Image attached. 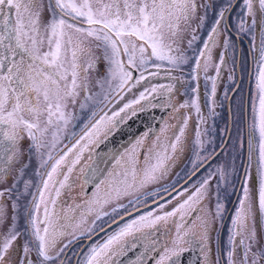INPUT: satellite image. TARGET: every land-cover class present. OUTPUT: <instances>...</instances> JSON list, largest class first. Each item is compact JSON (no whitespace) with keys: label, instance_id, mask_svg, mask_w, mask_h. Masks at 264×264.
Wrapping results in <instances>:
<instances>
[{"label":"snow or ice","instance_id":"6c2138e0","mask_svg":"<svg viewBox=\"0 0 264 264\" xmlns=\"http://www.w3.org/2000/svg\"><path fill=\"white\" fill-rule=\"evenodd\" d=\"M242 5V12L237 16L236 31L239 34H250L253 48L260 53L256 84L258 95L253 103V113L258 120L253 123V131H258L259 137L258 167L254 189L250 183L252 177L246 171L242 196L231 216L227 264H237L234 258L237 248L241 251L239 264H262L264 243L261 241H264V234L258 230L257 220L264 225V0H242ZM47 6L49 18L44 19L42 0H0V15L4 17L3 30L0 31V48L13 56L6 72L0 71V124L8 126L3 130V136L8 143L0 142V179L8 178L11 164L19 158L18 146L25 132L31 141L27 149L29 156L33 151L43 155V138L50 129L53 131L48 146L50 149L56 148L59 134L73 119V113L67 110L68 103L71 101L75 105L81 90L85 92L79 105L81 110L90 102L93 107H104L99 109V113L92 112L88 123L82 129V135L71 146H65L67 151H62L58 157H53L51 150L47 153L48 160L53 161L49 166L50 171L44 174L46 179L42 178L36 185L37 192L28 193L32 195V200L27 202V206L22 207L18 203L20 196L13 200L11 223L7 231L0 234V264H33L28 258V254L33 250L44 261L51 260L49 249L55 247L58 237L66 235L67 228H73V239L79 238L76 229L80 224L73 225L71 221L75 215L87 216L90 212L72 214L70 208L61 215L55 211L56 199L45 198L50 185L57 197L60 196V189L65 187L69 177L60 171L61 167L65 166L67 173H71L80 163L83 153L91 152L90 144L98 146L121 124L136 117L138 113L156 107H171L174 113L177 112L174 99L175 94L181 90L177 85L183 82L180 76L174 77L171 73L182 72L183 66L189 64V61L194 65L190 76L192 73L198 76L201 71L205 73L206 103L210 113L214 115L212 105L215 101L212 97L216 93L219 75L227 64L224 52H235L229 35L230 26L226 23L227 14L236 6L233 0H220L212 26L204 38L198 36L197 32L204 27L208 10L213 7L210 0H205L203 4L198 3V0H48ZM201 8L204 12L197 17ZM5 10L15 11L14 24L10 25ZM258 14L260 31L256 33ZM248 17L251 18L250 23ZM197 18L199 23L192 28L191 38L187 40V48L192 52L189 56L179 48L176 40L177 37L184 38L180 35L181 22L191 27V22ZM221 26L225 31L222 44L219 41ZM197 41L200 43L197 44ZM45 43L47 50L42 51ZM93 43L101 50L100 55L93 51ZM216 47H221L222 51L219 63L215 64L216 75L210 77L207 72L213 66L212 50ZM18 49L27 56V60L24 55L20 57L19 62L15 60ZM7 59V56L0 58V70L4 69V61ZM161 70L167 73L170 83L151 82L160 76ZM134 72L139 75H134ZM90 73L97 75L96 82L101 90L91 95L88 94ZM192 78L196 79V76ZM229 79H232L231 75ZM209 80L210 90L207 89ZM134 88H142L134 99L128 100L119 109L109 107L114 101L123 99L124 94L130 93ZM196 92V87L184 88L186 95ZM157 100H163V103H154ZM189 107L195 109L198 124L193 140V154L189 157L192 167L185 171V186L191 184L195 190L182 195L171 211H165L161 205L163 214L148 212L123 224L108 235L103 243L93 245L81 264H115V257L126 254L129 248L138 247H143L144 252L135 264H141L144 254L152 251L163 253L159 256L157 264H179V257L196 241L201 245L205 256L204 264H211L207 259L211 225L213 219L222 221L227 211L221 202V185H224L223 191L227 195L235 169L229 164H217L213 168L212 165L219 154L215 149L208 150L201 139L200 125L206 121L196 98L185 100L179 105V108ZM26 116L31 119H26ZM187 128L188 117H185L182 123L167 124L161 128L155 142L148 146V155L141 167H137L136 148L144 147L148 133L138 138L133 147L125 152L127 160L122 157L116 161V167H123V172H113L111 175L122 176V179L111 189L105 187L109 195L104 203H110L113 199L119 200L123 196H133L134 193L139 195H134L129 204L141 203V196L149 193H142L140 190L166 176L185 151ZM248 146L251 156V137ZM70 153L73 158L67 160ZM88 159L91 161L92 156L89 155ZM47 162L42 160V165ZM27 167L28 164H24L20 169L21 177ZM86 169H91L93 173L100 170L92 164H85L79 171L83 173ZM201 170H204L205 174L197 179ZM57 175H62L63 180L57 181ZM213 178L216 185L214 216L209 213L206 217L205 205L209 203L213 191ZM17 183L14 182L12 188L0 191V228L4 227L8 219L3 198L5 193H12ZM107 183V179L101 181L103 185ZM30 186L28 181H24L25 192ZM172 189L175 191V185H172ZM253 190L257 193L255 199L252 196ZM164 191L168 192V188ZM86 204L90 209L93 207L91 201ZM49 205H52L51 210ZM122 207L124 205L117 204L112 208V212L118 213ZM107 215L109 213L98 211L96 220ZM170 223L174 226L175 238H170L163 247L157 249L158 241L154 237L161 226L167 227ZM93 226H89L79 235L84 236L92 232ZM20 239L24 243L16 244ZM169 243L172 245L171 249L167 246ZM14 248L20 252L18 260L12 259ZM63 251L64 248H61L60 252ZM216 264H220L219 258Z\"/></svg>","mask_w":264,"mask_h":264},{"label":"rangeland","instance_id":"374dc122","mask_svg":"<svg viewBox=\"0 0 264 264\" xmlns=\"http://www.w3.org/2000/svg\"><path fill=\"white\" fill-rule=\"evenodd\" d=\"M237 0H233V3L235 4ZM205 0H198V3L203 4ZM48 0H42V15L44 19L49 18V10L47 6ZM210 3L213 5L208 10L207 13V21L203 27L204 31H208L209 28L212 26L213 19L215 16V12L218 10V5L220 4V0H210ZM239 7L236 9V15L239 12ZM204 10L201 8L200 12L197 13V17L199 15H202ZM232 13V12H231ZM227 14L228 16L231 14ZM16 18V15H15ZM236 18V16L230 17L231 23ZM15 23V21H14ZM199 23L198 18L193 19L191 22V27H188L185 25V23L182 21L180 24V35L184 37L183 39H180L177 37L176 43L179 46V48L182 51H186L187 47V40L191 38V31L192 28H195L196 25ZM228 23V21H226ZM229 25V24H228ZM85 27L87 25H84ZM202 34V28L198 30L197 35ZM207 34V33H206ZM229 35L230 32H229ZM232 41L234 44L235 52L233 53L232 50H229L227 52H224L228 54L229 56L233 57L234 60L238 57V48L236 44V40L234 37H232ZM225 39V31L222 26L221 32L219 35V41L223 42ZM198 42V41H197ZM47 50V45L45 43L44 47L42 48V51ZM243 56L242 59V70L239 74V79L236 80V75L232 74V69L229 67L226 71V75L223 78V87L221 90L218 92V96L213 98L215 101L212 110L217 113V111H221L219 114V117L217 119H210V117H207V114H205V123L200 125V131L202 133L201 139L205 142V147L208 150L215 149L216 153H220L216 161L213 163V168L217 164H229L232 165V167L235 169V172L233 176L231 177L232 180V185L228 187L227 192L228 194L226 195L223 191L224 185H221L220 189V195H221V202L225 205L227 211L224 213V218L223 220L219 219H213L212 225H211V231H210V246H209V254L207 259L211 262V264H216L217 259L219 258L220 264H227V251H228V246H229V231L226 229V224L227 220L229 217V220H231V216L235 212V203H238L239 198L242 196V185L244 184L245 180V175L246 171L250 173L252 179H251V185L253 186V189L255 188V185L257 183L256 177H257V167H258V131H253V123L254 120H257V118L254 116L253 113V103L256 100V97L258 95L257 93V74H258V62L260 60V54L258 55V59L254 57V54L250 55L254 60H257L256 65H255V76L250 72V77H249V82L247 83V70L248 65H247V60L248 55L245 50V46L242 45L241 48H239V54L241 53ZM93 51L97 54H101V50L96 48L94 43H93ZM150 51V50H149ZM189 51V50H188ZM222 51L221 47H216L212 50V53H217L220 55ZM191 52V51H190ZM257 52L255 53V55ZM192 55V52L190 53V56ZM246 62V69H244ZM190 68L194 67V65L189 61ZM215 62L213 64L215 68ZM188 64L183 66V71L188 68ZM212 66V67H213ZM211 67V68H212ZM182 72H172V76H179L178 74H181ZM208 73H210V68L208 70ZM167 73L163 71L161 74L162 76L166 75ZM195 75V73H193ZM231 75L232 79H229V76ZM252 75V78H251ZM182 80V79H181ZM192 80V78H191ZM190 80V81H191ZM97 75L95 73H90L89 79H88V94H94L100 92V87L97 84ZM188 81L187 84L184 83L182 80L181 85H177L181 90L179 93L175 94V102L176 106L178 108V111H182V108H179V105L181 103V100H190L192 98H196L199 106H200V112H201V106H202V98L199 96L198 93L196 94H191V95H186L184 94V88L191 86L195 87V84L193 81ZM107 87V86H105ZM248 87V88H247ZM142 89L134 88L132 91L126 92L123 96V99H120L118 101H114L112 105H110V108L114 109H119L120 107L123 106L124 103H126L128 100L134 99L139 91ZM246 92H248V98L246 99ZM85 96L84 91H80V95L77 98L76 104L73 105L71 101H69L67 110L71 111L73 113V119L71 123L68 125L66 129H64L59 135L60 139L59 142L56 145L55 149H50L49 144L52 139V129L49 130V132L44 136L43 142L45 144V147L41 149V154L36 153L33 151L31 153V156H29V153L27 152L28 146L31 144V141L29 140L28 143L24 145L23 148L20 149V152L18 153L19 158L18 160H15V165L13 168V172L11 175V180L7 181H0V191H3L4 189H9L12 188L14 182L17 183V187L13 189L11 194L5 193V196L3 198V202L5 205V208L7 210L8 214V219L7 222L5 223L3 228H0V234H3L4 232L7 231L8 225L11 223V216L13 215V210H12V202L13 200L17 197L20 196V199L18 203L24 207L27 206V202L32 200V195H29L28 193L35 194L37 192L36 185H38L41 181L42 178L46 179V176L44 174L47 171H50V165L53 163V161L48 160L47 153L51 150L53 157H58L59 154L62 153V151H67V148L65 147L66 145L71 146V144H74L76 139L80 137L82 134V129L84 128V125L88 123L89 117H91V114L93 111H96L99 113V109L101 107H104V105H98L96 107H93L92 103L90 102L89 105L84 108L83 110L80 109L79 105L83 101V98ZM229 102V104H228ZM156 103V102H155ZM184 103V102H182ZM246 107V113H247V120L245 121V106ZM186 112L184 114V117L179 123H182L183 119L185 117H188V128H187V146L185 151L178 157L176 163L170 168L168 171L167 175L164 176L161 180L158 182L152 183L141 189L140 191L142 193H149V195L146 196H141V198H144L143 200L141 199V203L136 204H129V200L133 199L134 195H139V193H134L133 196H123L119 200H111L110 203L105 204L104 201L105 199L108 198L109 193L105 191V188H102L104 192L102 193V197L99 196V191L96 192L97 189H95L94 195L90 198L91 195L85 196L84 195V190H85V184L82 181L83 173L79 171L81 167H83L85 164H89L90 160L89 155L94 157L95 149L98 146L89 145V149L92 150V152L85 151L83 153L82 159L79 164H77L71 173H67L66 167L62 166L61 167V172L64 174L68 175L69 179L67 183L65 184V187L60 189V196L57 197L55 190L52 189L50 185V190L45 193V198H51V195H55L54 198L56 199V205H55V211L59 214H63V212H68V210L71 208L72 209V214L75 213H89L87 216H81V215H75V218L71 221L73 225L80 224V227L76 229L77 236L79 238L73 239L71 233L73 232V228H67L65 229L66 235L63 237H58L57 242L55 244V247H52L49 249V256L52 257L51 260L44 261L42 258L38 257L36 254V251L33 250L28 254V258L33 261V264H75L76 261H78L77 264H81V262L84 260L85 254L88 252L87 247L88 243L87 240L90 235H92L96 230L102 227L98 223V220H95L96 216L93 218L91 217L94 209L98 206V204H101L99 207L100 209L98 211H104V212H109L111 215L112 208L116 207L117 204H122L124 207L119 208L118 213H114V218H118L119 216L124 215L127 211L135 209L139 205H144L150 203L149 201L155 200L159 201L163 198L169 197V193L171 195L178 189H181L185 187L184 189L180 190L181 192L175 194L173 197L174 198V206L178 200L181 199L182 195L187 194V191L191 192L194 191L195 189L191 187V184L185 186V180L187 177L185 176V171L190 169L192 165L189 163V157L192 156L193 154V140L195 139V134L197 130V124H198V116L197 113L191 115L192 113L196 112L194 108H186ZM203 115V113L201 112ZM29 120L31 119L30 116ZM98 118V117H97ZM43 119V118H42ZM170 117H168L163 125L160 127L163 128L167 124H171L172 121H169ZM258 122V120H257ZM248 125V131L250 130V135L252 139V144H253V150H254V155L251 153V156L245 152L246 148L249 149V135L246 130V126ZM231 126V132L228 133L229 127ZM160 128V129H161ZM160 132V130H159ZM158 132V133H159ZM155 137L156 135L150 139L145 146H149L155 142ZM83 143V141H82ZM162 143H167V141H162ZM225 149L222 151L221 149L224 147ZM75 151V150H74ZM253 152V151H252ZM201 154L203 155V151H201ZM148 155V152L146 153V157ZM249 155V156H248ZM254 156L256 157L254 163ZM146 157L144 156L143 160H139V153L137 154V167H141L145 164V159ZM73 158L72 153L69 154V156L66 158L67 160H71ZM42 160H47V164L42 165ZM125 161L127 159H124ZM24 164H28V167L24 169L23 176L21 177L19 175V171L22 168ZM123 167L117 168L118 170ZM39 173V174H38ZM205 172L204 170H201L200 173L197 175V179L199 176L204 175ZM110 178V177H109ZM130 178V177H129ZM56 180H63L62 175H57L55 177ZM119 179V178H117ZM117 179H114L116 181ZM122 179V176L119 180ZM111 180L108 181V185L104 187H108L111 189V185H109V182L111 184ZM24 181H28L30 183V188L25 192L24 188ZM113 181V180H112ZM117 183V182H116ZM172 185H175V191L172 189ZM168 188V192H165L164 189ZM212 194L210 195L209 203L205 205V216L207 217L209 213L213 214L214 216V206L216 202V196H215V178H213V183H212ZM21 193H24V195H20ZM75 194L77 197H75ZM257 193L255 190L252 192V196L255 199ZM177 196V197H176ZM88 201H93V207L90 209L89 206H87L86 202ZM171 205V204H170ZM164 210L167 208V203L163 204ZM50 210L52 209V205H49ZM127 209V211H125ZM149 212H157L161 211V207H154L148 210ZM148 211L141 213L140 215H144L148 213ZM162 211L160 212V214ZM41 219L43 217V205L41 206ZM138 215V216H140ZM23 216V212L21 211V217ZM137 216V217H138ZM95 220V225L93 226V221ZM21 223H23V220L21 219ZM43 227V225H41ZM89 226H93V231L88 233L87 235L80 236L79 233L83 232L85 229H87ZM231 226V223L230 225ZM172 227V226H171ZM164 226H161V229H163ZM257 228L259 231H261L262 234H264V225L261 223L258 224L257 220ZM166 236V235H165ZM92 238V237H91ZM175 238V230L173 229V239ZM83 239V240H79ZM80 242H84V244L81 245L79 244ZM24 241L22 239L17 240L16 244H22ZM75 243V244H74ZM194 243H199L198 241ZM193 243V244H194ZM261 243H264V241H261ZM191 245V247L193 246ZM67 245V247H64ZM169 249L172 248L171 244L167 245ZM190 247V248H191ZM64 248L63 252H60V249ZM81 250L85 248V252L83 255L79 258H77V253L79 254V249ZM161 253L160 255H162ZM20 257V252L16 248L13 249V255L12 259L13 260H18ZM235 260L237 261V264H239L240 258H241V251L239 248L236 249V254H235ZM159 259V258H158ZM157 259V261H158ZM205 261V259H204ZM204 261L202 264H204ZM157 264V263H156ZM179 264L180 263V257H179ZM264 264V262H262Z\"/></svg>","mask_w":264,"mask_h":264},{"label":"flooded vegetation","instance_id":"af4514ba","mask_svg":"<svg viewBox=\"0 0 264 264\" xmlns=\"http://www.w3.org/2000/svg\"><path fill=\"white\" fill-rule=\"evenodd\" d=\"M235 8L233 9V11H232V13L228 16V19H227V21H228V23L227 24H229V26H230V28H229V32H230V34H231V36L232 37H234L235 38V40H236V44H237V48H238V57L236 58V60H234V58L233 57H231V56H229L228 54H226V53H224V55H225V57H226V59H227V64L223 67V69H222V71H221V73H220V75H219V79H218V81H217V89H216V93H215V96L214 97H212V100H213V98H215L216 96H218V92L221 90V88L223 87V78H224V76L226 75V71H227V69L229 68V67H231V69H232V74L233 75H236L235 77H236V80H238L239 79V74H240V72H241V70H242V61H243V59H242V57L241 56H243V54H242V50H241V53L239 54V48H241L242 47V45H244L245 46V50H246V53H247V55H248V58H246V60H247V65H248V69H246V62H245V66H244V69H246L247 70V83L249 82V77H250V72H251V74L253 73V71H254V68H255V63H254V58H252V54H255L256 52H257V54H260L259 53V51H257V50H255L254 48H253V44H252V37H251V35L250 34H239V33H237V31H236V28H235V25L238 23V21H237V16L239 15V14H241V12H242V8H243V5H242V0H237L236 2H235ZM240 8L239 9V12H238V14L236 15V9L237 8ZM5 13L7 14V16H8V19H9V23H10V25L11 24H14V21H15V11L14 10H12V11H8V10H5ZM232 16H236V18H234V20L232 21V23H231V20H230V17H232ZM3 15H0V31H2L3 30V28H2V21H3ZM248 19V22L250 23V21H251V18L250 17H248L247 18ZM259 20H260V16H259V14L257 15V25H256V33H259V31H260V23H259ZM221 28H222V26H221ZM208 31H204V29L202 28V34H199L198 36H200L201 38H204V37H206V33H207ZM200 43V41H198L197 42V44H199ZM186 51H185V53L187 54V55H189L190 56V51H188V48L186 47ZM22 55H24V58H25V60H27V56L24 54V53H22V51L21 50H17V52H16V56H15V60L17 61V62H19V60H20V57L22 56ZM212 55H213V58H214V62L215 63H219V57H220V55L219 54H217V53H212ZM250 55H252V56H250ZM4 56H7L8 57V59L7 60H5L4 61V64H5V67H4V69L3 70H0V71H4V72H6V70H7V67L9 66V64L12 62V59H13V56H12V54L10 53V52H7L5 49H2V48H0V58H3ZM254 57H255V55H254ZM234 61H235V63H234ZM190 64V63H189ZM187 65L188 66V68L186 69V70H184V72H182L181 74H178L180 77H181V79L184 81V83L185 84H187L188 83V81H190L191 80V78H192V76H196V79H193L192 78V80L191 81H193L194 82V84H195V87L197 88V92L196 93H198L199 94V96H201V98H202V106H201V112L203 113V116L205 117V114H207V117H210V119H217L218 117H219V114L218 113H221V111H217V113L216 112H214L215 114L214 115H212L211 113H210V108H209V105L206 103V81H205V73L203 72V71H201L199 74H198V76H197V74L195 73V75H193V73H192V76H190L189 75V73L192 71V68H190V65ZM214 64V63H213ZM163 71L164 70H161V74L163 73ZM160 74V76L159 77H157V78H154V79H152L151 80V82L152 83H158V84H167V83H170L171 81L168 79V77H167V74L166 75H164V76H162ZM134 75H139V73H137V72H134ZM207 75L208 76H215L216 75V71H215V68H214V66L212 67V68H210V73H208L207 72ZM253 75V74H252ZM252 75H251V78H252ZM190 81V82H191ZM210 88H211V81L209 80L208 82H207V89L208 90H210ZM248 88V87H247ZM142 89V88H141ZM195 93V94H196ZM245 98L247 99L248 98V92H246V96H245ZM182 102H184L183 101V99L181 100V103L180 104H182ZM154 103H155V101H154ZM161 103H163V100H161L160 102H158L157 104H161ZM174 103L176 104V102H175V99H174ZM228 104H229V102H228ZM246 107H247V105L245 106V117H246V119H245V121L247 120V113H246ZM170 108V111H169V113H168V115L166 116V118H165V120L168 118V117H170V119H169V121H172L171 122V124H178L181 120H182V118L184 117V114H185V112L187 111L186 110V108H182V111L180 112V111H177V112H173V109L171 108V107H169ZM212 108H213V105H212ZM196 112H194V113H192L191 115H193V114H195ZM26 119H29V117H25ZM165 120L163 121V123L165 122ZM163 123L161 124V125H163ZM8 128V126L7 125H4V124H0V142H3L4 144H7L8 142L5 140V138H4V136H3V130H6ZM161 128V127H160ZM248 125L246 126V130H247V133H248ZM160 130V129H159ZM159 132V131H158ZM231 132V126L229 127V130H228V133H230ZM144 133H149L148 131H146V132H143L142 133V135L140 136V137H142L143 136V134ZM158 134V133H157ZM82 135V134H81ZM139 137V138H140ZM148 138V137H147ZM30 139L28 138V136H27V133L25 132L24 133V135H23V140H22V142L20 143V145L18 146L19 147V152H20V149L21 148H23L24 147V145L26 144V143H28V141H29ZM149 140L148 139H146V141H145V145L146 144H148L147 142H148ZM135 144V143H134ZM133 144V145H134ZM133 145L130 147V148H128L127 150H129V149H131L132 147H133ZM144 145V147H138V148H136V155L139 153V160L140 161H142L143 160V158H144V156L146 157V153H147V149H148V146H145ZM69 146V145H68ZM225 147L226 146H224L221 150L223 151L224 149H225ZM97 149V148H96ZM95 149V150H96ZM254 149V148H253ZM126 150V151H127ZM125 151V152H126ZM253 152H251L252 154H254V150H252ZM91 152H92V150H91ZM125 152L121 155V157L118 159V160H121V158L122 157H124V159H127V157H125L124 156V154H125ZM245 152L246 153H248L249 154V149L248 148H246V150H245ZM220 153H222V152H220ZM220 153H219V155H220ZM218 155V156H219ZM18 160V159H17ZM14 165H15V160L13 161V163L11 164V170H10V172L8 173V178L7 179H0V181L1 182H3V181H7V180H11V175H12V172H13V168H14ZM113 172H116V173H122L123 172V168H121V169H117V167H116V163L110 168V170H109V172L107 173V175H106V177H105V179L104 180H106L107 179V181H110V179H112L111 180V184H110V182H109V185H111V187L116 183V182H118L119 181V179L121 178V176H118V175H111ZM110 177V178H109ZM117 178H119V179H117ZM114 179H117L116 181H114ZM103 180V181H104ZM57 181H60V180H57ZM100 187H95L94 189H93V191L90 193V194H88L87 196H89V195H91L90 196V198L94 195V191H95V189H97L96 190V192L97 191H99V196L100 197H102L101 195H102V193L104 192V190L102 189V188H105L104 186H107L108 185V183H107V185H103V184H101V182H100ZM58 186V185H57ZM185 187H183V188H181V189H178V190H176L172 195H170L169 197H166V198H163V199H161V200H159V201H155V200H152V201H149L150 203H148V204H144V205H139V206H137L135 209H132V210H129V211H127L124 215H122V216H119L118 218H114V219H111V218H113L114 217V212L110 215H107V216H103L102 217V219H100V220H98V223L100 224V225H102V227L101 228H99L98 230H96L92 235H90L89 237H88V239L89 240H87V243H88V247H87V249L89 250L93 245H96V244H99V243H103L105 240H106V238H107V236L108 235H110V234H112L113 232H115L120 226H122L123 224H125V223H128V222H130L132 219H135V218H137V216L138 215H140L141 213H143V212H146V211H148V210H150L151 208H154V207H160L161 205H163V204H165V203H167V208H166V210L167 211H171L172 210V208L174 207V204H173V202H174V198L175 197H173L175 194H177V193H179V192H181L180 190H182V189H184ZM94 192V193H93ZM187 192H189V191H187ZM54 196L55 195H51V198H54ZM75 197H77V195L75 194ZM177 197V196H176ZM145 198V197H144ZM144 198H141L142 200L144 199ZM93 202V201H92ZM171 204V205H170ZM101 204H98V206L94 209V211H93V213H92V215H91V217H95L96 216V213L98 212V210L100 209V206ZM149 212V211H148ZM160 212L161 211H157V212H155L154 214H160ZM107 213H109V212H107ZM161 214H163V213H161ZM121 217H123L122 219H121ZM231 218V217H230ZM189 219H191V217H189ZM95 220H96V218H95ZM113 220H115V222H113ZM230 223H231V220H229V217H228V220H227V224H226V229L228 230L229 229V225H230ZM261 222H260V220L258 219V224H260ZM172 226V227H171ZM103 229V230H102ZM173 229H174V226L170 223L167 227H164L163 229H161V227H160V229H159V232H158V234H156L155 235V239L158 241L157 242V244H156V248L157 249H160L161 247H163L164 246V244H165V242L166 241H168L170 238L171 239H173ZM166 235V236H165ZM92 237V238H91ZM79 240H83V239H79ZM75 244V243H74ZM80 245H81V247H82V245L84 244V242H80L79 243ZM170 244V243H169ZM189 249H196L201 255H202V263H203V261H204V259H205V256H204V254H203V252H202V250H201V245L199 244V243H194L193 244V246L191 247V248H189ZM188 249V250H189ZM87 250V251H88ZM86 250H85V248H83L82 250H81V248L79 249V254L77 253L76 255H77V258H79V257H81L82 255H83V253L85 252ZM144 252V249H143V247H138V248H136V249H132V248H129L128 249V251H127V253L126 254H124V255H120V256H117V257H115V264H122V262H124L125 260H129V262H127L126 264H135V262H136V260H137V258L138 257H140L141 256V253H143ZM157 251H152V252H148V253H145L144 254V256H143V260H142V262H141V264H147V262L154 256V254L156 253ZM135 254V255H134ZM161 254V253H160ZM130 255V256H129ZM160 256V255H159ZM159 256H158V258H159ZM130 257V258H129ZM181 257H182V255L180 256V263H181ZM157 258V259H158ZM125 259V260H124ZM157 259L156 260H154L153 261V263L152 264H156L157 263ZM78 263V261H76V263L75 264H77ZM201 263V264H202ZM182 264V263H181Z\"/></svg>","mask_w":264,"mask_h":264},{"label":"water","instance_id":"95a60500","mask_svg":"<svg viewBox=\"0 0 264 264\" xmlns=\"http://www.w3.org/2000/svg\"><path fill=\"white\" fill-rule=\"evenodd\" d=\"M160 101L161 100H157L155 102ZM169 111V107H156L138 113L136 117L121 124L112 135L102 142L97 148L94 158L90 163L100 170L93 173L91 169H86L83 174L82 180L86 186L84 194H90V192L105 178L112 165L116 163L120 156L143 132L149 131L148 140L152 139L158 133ZM159 255L160 252L157 251L147 264H152ZM127 262H129V260H125L122 264H126ZM181 263L201 264L202 255L196 249H189L182 253Z\"/></svg>","mask_w":264,"mask_h":264},{"label":"bare ground","instance_id":"6f19581e","mask_svg":"<svg viewBox=\"0 0 264 264\" xmlns=\"http://www.w3.org/2000/svg\"><path fill=\"white\" fill-rule=\"evenodd\" d=\"M104 141H105V140H104ZM104 141H103V142H104Z\"/></svg>","mask_w":264,"mask_h":264}]
</instances>
